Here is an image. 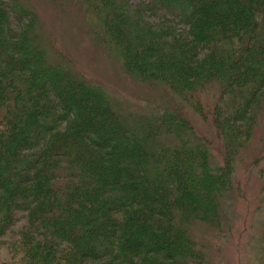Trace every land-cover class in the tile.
Wrapping results in <instances>:
<instances>
[{
	"label": "trees",
	"instance_id": "1",
	"mask_svg": "<svg viewBox=\"0 0 264 264\" xmlns=\"http://www.w3.org/2000/svg\"><path fill=\"white\" fill-rule=\"evenodd\" d=\"M159 1L181 10L185 34L172 20L148 23L149 2L78 0L129 77L185 99L219 87L211 110L224 163L211 164L180 113L133 115L50 62L29 27L35 13L0 0V236L19 224L16 260L0 264H214L190 226L219 223L264 101V0ZM258 253L264 264V244Z\"/></svg>",
	"mask_w": 264,
	"mask_h": 264
},
{
	"label": "rangeland",
	"instance_id": "2",
	"mask_svg": "<svg viewBox=\"0 0 264 264\" xmlns=\"http://www.w3.org/2000/svg\"><path fill=\"white\" fill-rule=\"evenodd\" d=\"M17 1L35 13L34 22L29 27L50 62L67 63L91 84L102 86L122 109L133 115L148 117L180 113L195 134L208 142L211 164L220 166L224 163L226 141L212 122L211 109L219 97L217 85L198 89L185 99L162 83L134 80L125 74L118 57L102 45L98 36H94L91 21L85 17L78 0ZM118 1L129 10L149 2L153 9L142 10L148 23L172 20L182 34L186 33L187 26L178 21L181 10L179 12L173 5L158 4L159 0ZM13 19L20 21L16 14ZM193 103L201 108V112L193 107ZM232 162L231 188L221 201L219 223H194L190 226V233L203 246L207 260L214 264H260L255 254L264 244V101L256 110L250 139ZM18 228L19 224L0 236L1 262L16 260L8 248L9 240L17 238L13 232Z\"/></svg>",
	"mask_w": 264,
	"mask_h": 264
}]
</instances>
